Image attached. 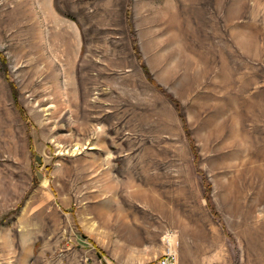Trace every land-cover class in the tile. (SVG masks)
I'll return each instance as SVG.
<instances>
[{"label": "rangeland", "instance_id": "rangeland-1", "mask_svg": "<svg viewBox=\"0 0 264 264\" xmlns=\"http://www.w3.org/2000/svg\"><path fill=\"white\" fill-rule=\"evenodd\" d=\"M155 233L264 264V0H0V264Z\"/></svg>", "mask_w": 264, "mask_h": 264}, {"label": "crops", "instance_id": "crops-1", "mask_svg": "<svg viewBox=\"0 0 264 264\" xmlns=\"http://www.w3.org/2000/svg\"><path fill=\"white\" fill-rule=\"evenodd\" d=\"M134 239L129 240V256L125 261L121 258L116 257L113 253L112 257L119 264H148L151 262H156L157 259L162 255V249L158 245V236L153 234L148 237L146 236L145 241L140 234H133ZM134 240V241H133ZM160 243V242H159Z\"/></svg>", "mask_w": 264, "mask_h": 264}, {"label": "built area", "instance_id": "built-area-1", "mask_svg": "<svg viewBox=\"0 0 264 264\" xmlns=\"http://www.w3.org/2000/svg\"><path fill=\"white\" fill-rule=\"evenodd\" d=\"M167 238V237H166ZM166 240L162 255L157 259L156 264H178L177 251L175 247Z\"/></svg>", "mask_w": 264, "mask_h": 264}, {"label": "water", "instance_id": "water-1", "mask_svg": "<svg viewBox=\"0 0 264 264\" xmlns=\"http://www.w3.org/2000/svg\"><path fill=\"white\" fill-rule=\"evenodd\" d=\"M34 160H35V162H36L37 164H39V165L42 163V161H41V157L38 156V155H35V156H34ZM36 176H37L38 179H41V174H40V173H37Z\"/></svg>", "mask_w": 264, "mask_h": 264}]
</instances>
